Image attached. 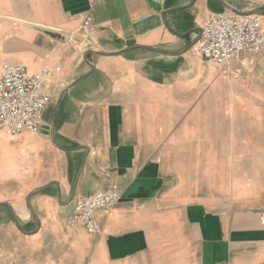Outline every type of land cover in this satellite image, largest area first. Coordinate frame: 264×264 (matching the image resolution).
I'll return each instance as SVG.
<instances>
[{
	"label": "crops",
	"instance_id": "obj_1",
	"mask_svg": "<svg viewBox=\"0 0 264 264\" xmlns=\"http://www.w3.org/2000/svg\"><path fill=\"white\" fill-rule=\"evenodd\" d=\"M211 13L264 31V0H0V66L56 72L38 134L0 132V264H264V55H192Z\"/></svg>",
	"mask_w": 264,
	"mask_h": 264
},
{
	"label": "built area",
	"instance_id": "obj_2",
	"mask_svg": "<svg viewBox=\"0 0 264 264\" xmlns=\"http://www.w3.org/2000/svg\"><path fill=\"white\" fill-rule=\"evenodd\" d=\"M92 29V18L87 15L77 32L83 37L84 46L89 45L88 35ZM191 54L203 58L219 72L228 71L233 64L249 57L264 55L261 17L256 14H209L198 29ZM55 75L56 72L46 66L33 74L22 65L0 66V132L7 137H15L22 131L38 134L48 103L42 89L45 81ZM120 200V194L113 189L82 197L76 202L73 214L66 219V225L99 235L102 227L97 213L108 217ZM259 222L264 227V212H260Z\"/></svg>",
	"mask_w": 264,
	"mask_h": 264
}]
</instances>
